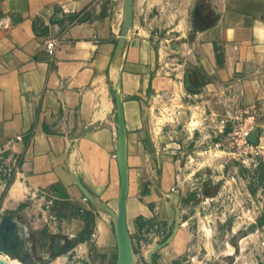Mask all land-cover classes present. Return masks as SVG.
Masks as SVG:
<instances>
[{
	"label": "crops",
	"instance_id": "crops-1",
	"mask_svg": "<svg viewBox=\"0 0 264 264\" xmlns=\"http://www.w3.org/2000/svg\"><path fill=\"white\" fill-rule=\"evenodd\" d=\"M123 6L124 0H0V16L14 21L0 31L5 258L67 264L88 262L95 252L97 264H108L115 254L116 90L125 129L127 231L132 239L144 235L150 220L179 222L158 253L166 263L183 253L188 219L177 186L176 131L161 125L152 102L169 99L170 113L180 115L201 102L240 97L257 106L264 127V0H132L117 55ZM48 38L58 41L51 58L43 50ZM187 75L197 93L185 89Z\"/></svg>",
	"mask_w": 264,
	"mask_h": 264
},
{
	"label": "rangeland",
	"instance_id": "rangeland-1",
	"mask_svg": "<svg viewBox=\"0 0 264 264\" xmlns=\"http://www.w3.org/2000/svg\"><path fill=\"white\" fill-rule=\"evenodd\" d=\"M199 104L180 115L170 113L169 99L151 104L161 125H173L176 131L180 152L177 186L185 209L182 217L188 219L183 228L188 239L183 253L166 263L158 253L169 243L171 232L180 228L179 222H145L144 235L130 239L134 263L149 264L150 251L159 246L151 256V264H264V156L254 165L242 164L231 153L225 138L230 130L219 133L218 118L224 114L223 105L210 101ZM87 220L86 233L91 226ZM153 241L155 244L151 245ZM93 254L88 262L69 258L67 264L99 263V254ZM4 256L0 250V258L6 262L23 264ZM115 263L116 252L108 264Z\"/></svg>",
	"mask_w": 264,
	"mask_h": 264
},
{
	"label": "built area",
	"instance_id": "built-area-1",
	"mask_svg": "<svg viewBox=\"0 0 264 264\" xmlns=\"http://www.w3.org/2000/svg\"><path fill=\"white\" fill-rule=\"evenodd\" d=\"M14 24L13 19L8 16H0V31H8ZM58 41L48 38L43 43V50L48 57H52L57 48ZM224 114L218 118L220 125L219 133L229 129L226 135L231 153L238 157L244 165H254L256 161L264 156V127L258 123V109L256 105H244L241 98L230 97L225 103ZM252 132L256 134V143L249 142L248 138Z\"/></svg>",
	"mask_w": 264,
	"mask_h": 264
},
{
	"label": "water",
	"instance_id": "water-1",
	"mask_svg": "<svg viewBox=\"0 0 264 264\" xmlns=\"http://www.w3.org/2000/svg\"><path fill=\"white\" fill-rule=\"evenodd\" d=\"M131 18H132V0H124L123 6V21H122V29L120 33V37L117 41L115 53L120 55L124 44H125V36L127 31L131 26ZM185 89L192 93H197L199 91L198 84L194 82V80L186 76L185 79ZM116 99V114H117V163L119 170V195H118V212L114 218V228H115V240H116V263L115 264H135L133 258V250L131 245V240L127 231L126 222H125V201L127 196V169H126V161H125V129L123 122V113H122V105L121 99L119 95V91L115 92ZM249 142L255 144L256 143V134L252 132L248 138ZM76 185L81 189L84 193L86 199L89 201H93L88 192L80 185L78 181L75 180ZM159 246L153 248L149 255V264H151V256L154 251ZM0 264H8L4 260L0 258Z\"/></svg>",
	"mask_w": 264,
	"mask_h": 264
},
{
	"label": "bare ground",
	"instance_id": "bare-ground-1",
	"mask_svg": "<svg viewBox=\"0 0 264 264\" xmlns=\"http://www.w3.org/2000/svg\"><path fill=\"white\" fill-rule=\"evenodd\" d=\"M17 189V188H16ZM2 260H4L3 258H1ZM5 261V260H4ZM6 262V261H5ZM8 264H11V263H9V262H7Z\"/></svg>",
	"mask_w": 264,
	"mask_h": 264
}]
</instances>
